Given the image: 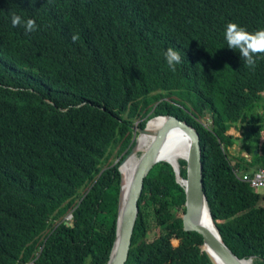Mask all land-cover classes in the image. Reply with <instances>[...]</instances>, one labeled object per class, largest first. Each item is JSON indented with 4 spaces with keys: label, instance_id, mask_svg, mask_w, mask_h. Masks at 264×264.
I'll list each match as a JSON object with an SVG mask.
<instances>
[{
    "label": "trees",
    "instance_id": "16d2710c",
    "mask_svg": "<svg viewBox=\"0 0 264 264\" xmlns=\"http://www.w3.org/2000/svg\"><path fill=\"white\" fill-rule=\"evenodd\" d=\"M13 13L37 30L13 27ZM229 22L264 28V0H0V264H106L119 166L134 127L158 115L198 131L221 239L264 264V195L234 174L264 167V55L247 68L227 47ZM232 127L249 157H229ZM175 180L165 161L147 173L124 264H211L201 234L182 229Z\"/></svg>",
    "mask_w": 264,
    "mask_h": 264
},
{
    "label": "water",
    "instance_id": "95a60500",
    "mask_svg": "<svg viewBox=\"0 0 264 264\" xmlns=\"http://www.w3.org/2000/svg\"><path fill=\"white\" fill-rule=\"evenodd\" d=\"M158 116L167 118L166 128L178 129L180 133H183L189 141V153L186 161V180L190 179L191 171L193 176L191 187L194 201L193 203L190 202L189 204L190 213L188 215L184 214L181 217L182 229L184 231H196L201 234L202 250L205 251L207 258L209 259L211 264H218L216 257H218V259H220V261H222L224 264H246L245 258H239L223 242L217 228L214 232L207 227H203V225L197 223L195 220L191 219L192 211L194 212L198 208V202L200 200H204L206 202V197L202 187V165L198 131L193 126L189 125L186 121L180 120L173 115ZM144 128L134 127V134L136 132H141ZM159 144L160 138L156 141L153 151L147 153L142 157L137 169L135 170L127 192L123 198L121 196V193L119 192L116 236L106 264H124L127 259L131 235L138 212L137 202L140 197L143 180L152 166L160 161V159L158 158L157 150ZM132 149L133 147L131 148L129 153L132 151ZM169 164L172 166L175 175V169L173 165L171 163ZM187 199L188 194H186V201ZM207 249L208 251L215 252L217 256H214L215 258L211 257L209 252H207Z\"/></svg>",
    "mask_w": 264,
    "mask_h": 264
},
{
    "label": "bare ground",
    "instance_id": "6f19581e",
    "mask_svg": "<svg viewBox=\"0 0 264 264\" xmlns=\"http://www.w3.org/2000/svg\"><path fill=\"white\" fill-rule=\"evenodd\" d=\"M166 117L159 116L150 119L146 127L139 132L136 139V145L133 146L132 151L125 157V159L120 164L121 173V183H120V193L122 198L125 196L129 184L133 178L135 170L142 157L147 153L153 151L156 141L160 138V144L157 148L158 158L160 161H167L171 163L175 169L176 183L183 187L185 192V214L190 213L189 204L193 203L192 194V173L190 171V179L186 180L180 174V161H187L189 153V141L183 133H180L178 129L166 128ZM140 152V156L138 155ZM158 161V162H160ZM186 194H188V199L186 201ZM195 205V204H194ZM191 219L195 220L197 223L207 227L208 229L215 232V224L210 217L206 202L200 200L198 202V208L196 211H192ZM210 256L215 258L217 256L215 252L208 251ZM218 264H224L218 257H216ZM246 264H253L252 258H248L245 261Z\"/></svg>",
    "mask_w": 264,
    "mask_h": 264
},
{
    "label": "clouds",
    "instance_id": "9594fccd",
    "mask_svg": "<svg viewBox=\"0 0 264 264\" xmlns=\"http://www.w3.org/2000/svg\"><path fill=\"white\" fill-rule=\"evenodd\" d=\"M11 20L13 27L22 26L26 33L37 30L36 22L32 18L24 20L21 16L13 13ZM224 39L229 49L239 52L245 66L249 69H254L257 57L264 55V28L248 31L246 27L238 23L229 22L226 25ZM165 59L172 71H175L176 65L182 62L180 52L171 47L166 50Z\"/></svg>",
    "mask_w": 264,
    "mask_h": 264
},
{
    "label": "rangeland",
    "instance_id": "374dc122",
    "mask_svg": "<svg viewBox=\"0 0 264 264\" xmlns=\"http://www.w3.org/2000/svg\"><path fill=\"white\" fill-rule=\"evenodd\" d=\"M263 95H264V92H263ZM199 120L204 125H209V122H210V120H209V111H204L202 113V115H200ZM228 132L233 134L237 138L235 143H234V145L228 149V155L231 158V160L235 161L236 160V156L239 155V154H242V155L247 154L248 157H249L250 156L249 152L244 151L242 149V144H243V141H242V136H243L242 130L241 129L237 130V129L232 127V128L229 129ZM139 134H140L139 132H136L134 134L133 139H134L135 142H136V139H137ZM134 145H136V143ZM140 154L141 153L138 152L139 156H140ZM258 191L261 192L264 195V188H260ZM181 198H183V197H181ZM180 204L182 205V202ZM259 204H264V198L260 200ZM174 209H175V211L178 210L177 208H174ZM172 242H173L174 245L177 244V240L176 239H173Z\"/></svg>",
    "mask_w": 264,
    "mask_h": 264
},
{
    "label": "built area",
    "instance_id": "2783aa9c",
    "mask_svg": "<svg viewBox=\"0 0 264 264\" xmlns=\"http://www.w3.org/2000/svg\"><path fill=\"white\" fill-rule=\"evenodd\" d=\"M234 174L237 178L250 184L254 190L264 188V167H258L253 171H239L235 170ZM67 219H71L68 215Z\"/></svg>",
    "mask_w": 264,
    "mask_h": 264
},
{
    "label": "crops",
    "instance_id": "0c3cea01",
    "mask_svg": "<svg viewBox=\"0 0 264 264\" xmlns=\"http://www.w3.org/2000/svg\"><path fill=\"white\" fill-rule=\"evenodd\" d=\"M244 156H245V157H248V155H247V154H244ZM240 171H243V170H240Z\"/></svg>",
    "mask_w": 264,
    "mask_h": 264
}]
</instances>
